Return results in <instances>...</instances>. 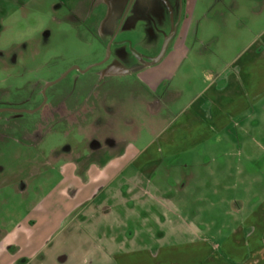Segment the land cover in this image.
<instances>
[{"label":"rangeland","instance_id":"1","mask_svg":"<svg viewBox=\"0 0 264 264\" xmlns=\"http://www.w3.org/2000/svg\"><path fill=\"white\" fill-rule=\"evenodd\" d=\"M109 4L93 0H32L23 3V7L20 3H13L0 11V109L36 111L32 114L0 113V244H4L8 234L18 232L24 224L30 222L28 225L32 227V218H36L33 212L35 207L53 199L60 189L71 185L66 180L69 173L66 163L71 161L76 167L88 165L85 160L95 157L91 154L94 149L91 140L112 138L119 143L124 138L130 139L133 132H138L141 137L139 145L144 146L149 139L146 127L149 115L144 112L148 111L147 107L142 105L148 98L142 93L143 90L138 91L137 81L146 88L155 86L154 90L159 89L160 95L167 94L171 81L179 79L189 68L185 65L172 66L171 58L175 55L170 52L158 64H137V70L121 79L101 77V66L83 72L89 66L102 62L108 51L111 57L125 48L132 54L143 55L144 52L135 49L140 39L145 42L150 37L163 46L182 44L186 38L182 28L192 22L187 11L189 8L193 13L203 11L201 0H128L122 4L125 9L121 17L111 19L114 26L117 22L118 25L109 38V35L102 33L98 24ZM216 5L218 9L213 8L208 13L211 19L194 21L189 41L206 46L215 36L221 47L227 49L231 46L222 53H212L215 58H221V65L244 44L238 40L239 28L233 24V17H230V29H218L212 24L214 17L230 14L229 10ZM87 10L88 15L85 14ZM157 14H161V20ZM132 24L134 27L130 29ZM149 59V55L144 54L142 62H149ZM67 72L62 80L42 93L45 84L57 81ZM193 82L190 80L188 84ZM156 114L161 119L162 116L164 119L170 117L169 113ZM131 120L134 122L130 124ZM138 125L140 130L129 129ZM245 126L248 130L229 135L230 141L204 146L191 155L195 159L201 157L198 164L189 169L182 168L173 175L180 178V185L185 184L182 190L158 194L157 200L164 204L166 198L173 195L180 200L183 198L190 214L193 209L201 207L205 233H199L198 238H213V233L220 226L225 228L224 232H228L232 225L226 226L225 221L230 210L237 217L246 215L253 211L254 205L255 208L260 205L261 196L264 197V113L254 115ZM242 140H246L243 145ZM99 157L111 155L101 154ZM198 165L200 169L196 168ZM230 165L231 169L225 172L224 166ZM216 168L229 176L213 177ZM239 168L250 172L251 176L242 179L240 175L243 172L239 174ZM189 170L191 176H187ZM65 171L67 173L63 174ZM198 173H202V177H197ZM127 174L119 175L112 187L121 186ZM78 176L84 179L83 173H78ZM160 181L161 189L171 186L168 180L162 178ZM198 182L207 184L208 190L198 194ZM141 183L145 189L154 186L146 179H141ZM216 189L217 194L214 193ZM110 197V202H114L124 198L128 200L132 195L124 194L119 189L116 195ZM142 197L141 202L154 201L146 194ZM104 198L105 195L99 194L93 200V207H100ZM241 202L243 208L239 204ZM213 203L217 204L216 208H209V204ZM140 213L139 208L126 209L124 216L119 211L122 216H110L107 220L109 225L99 221L97 226L89 227L92 238L82 232L77 234V240L88 247L92 243L102 244L95 235L97 232L123 231L125 238H128L135 231V240L126 243L127 246L152 247L184 242L192 238L193 229L196 228L190 224L191 215L187 225L179 220H174L172 225H155L149 219L142 220L143 216H138ZM176 229L183 230L184 234L175 233L167 241H154L159 238L156 233H169ZM164 235L168 238V235ZM211 242L216 244L213 239ZM5 249L13 254L17 251L15 246ZM14 261L19 264L22 257L17 256Z\"/></svg>","mask_w":264,"mask_h":264},{"label":"crops","instance_id":"2","mask_svg":"<svg viewBox=\"0 0 264 264\" xmlns=\"http://www.w3.org/2000/svg\"><path fill=\"white\" fill-rule=\"evenodd\" d=\"M28 1L32 0H0V11L13 3H20L23 7V3ZM93 1L104 5L110 3L104 11L105 19L98 23L102 33L110 35L116 26L111 19L119 18L122 4L126 0ZM201 2L202 12L193 13L190 8L187 11L192 22L182 28L183 35L186 36L182 44L169 43L163 46L150 37L145 42L140 39L135 49L144 52L143 55H149V62H142V54H132L125 48L119 50L113 57L110 56L102 67L103 77L109 80L121 79L137 70V64H140L139 66L142 63L143 66L158 64L170 52L175 55L171 58L172 66L189 67L179 79L171 81V89L167 94L160 95L159 89L154 90L155 86L146 88L137 81L138 91L143 90L142 93L144 92L148 98L143 105L141 101L138 102L140 108L142 105L148 109L144 111L149 115L146 126L149 131L147 143L140 146L141 137L138 132H133L130 139H122L117 147L92 149L91 154L95 157H88V161L85 160L88 165L76 167L71 161H67L66 168H69V173L66 180L68 179L71 185L60 189L53 199H48L35 207L33 212L36 218H32L34 220L32 227L28 222L17 230L18 232L8 234L4 244H0V264H15L14 259L17 256L22 257L19 264H264L263 196L260 205L258 204L256 208L254 205L253 211L246 215L237 217L236 213L233 214L230 210L225 222L226 226L232 225V228L224 232L225 228L220 226L211 239L198 238L199 233H205L201 207L193 209L190 214L189 208L183 203V198L180 200L173 195L166 198V204L157 200L158 194L182 190L185 184L180 185V178L173 175L182 168L189 169L198 164L197 161L201 157L196 159L191 157L197 150L207 145L214 146L230 141L229 135L236 132L244 133L248 130L246 122L252 120L254 115L264 113V0L227 2L201 0ZM244 2L248 4L243 5ZM216 4L229 10L230 14L214 17L212 24L218 29L220 27L224 30L230 29L232 26L230 17H233L235 19L233 24L239 28L238 40L244 44L229 60H223L221 65V58H215L212 53L216 51L222 53L231 46L227 49L221 47L218 37L215 36L206 46L189 41L194 21L204 22L211 19L208 13L218 7ZM85 14L88 15V10ZM160 15L157 14V18L161 20ZM160 20L159 23H162ZM132 27L134 24L130 29ZM190 80L194 81L191 85L188 84ZM159 107L164 110L161 111ZM159 112L169 113L170 117L164 119L162 116L161 119L156 114ZM133 122L129 121L130 124ZM132 128L140 130V125L129 129ZM245 143L246 140L241 141V145ZM101 154L111 157H99ZM199 166L196 168L200 169ZM224 168L226 172L231 169V165ZM126 172L130 175L125 176L127 178L121 186L112 187L114 180ZM221 172L220 168H216L212 176L215 178L229 176ZM240 172H243L240 176L244 180L251 176V173L243 171V168H239V174ZM66 173L67 171L63 172ZM78 173H83L84 179L79 178ZM191 175L189 170L187 176ZM202 175L198 173L197 177ZM162 178L168 180L167 184L171 185L165 190L160 187ZM141 179H146L154 186L149 189L143 188ZM198 185L196 187L198 194L209 188V186L206 188L207 184L200 182ZM119 189L132 197L128 200L123 197L124 199L119 201L110 202V196L116 195ZM214 193H218L217 189ZM99 194L105 195V198L100 207H93V200ZM143 194L154 201L141 202L144 199ZM63 199L65 202H61ZM239 204L243 208V203ZM216 205L209 204V208L214 209ZM136 208L141 211L138 216H143L142 220L149 219V222L155 225L157 223L172 225L174 220L184 221L187 225L191 215L190 224L197 229H193L192 238L184 242L152 247L127 246L126 243L135 240L137 235L135 231L133 236L128 238H125L123 231L97 232L95 235L102 244L92 243L88 247L77 240V234L82 232L88 238H92L93 235L90 233L92 230L90 231L89 227L97 226L99 221L107 226L110 216H124L126 209ZM119 211L123 214H119ZM182 231L176 229L169 233L155 232L159 234V238H155L154 241H167L171 239L172 234L183 235ZM164 234L168 235V238ZM212 239L216 244L211 242ZM7 246H15L16 254L8 252L5 249Z\"/></svg>","mask_w":264,"mask_h":264},{"label":"flooded vegetation","instance_id":"3","mask_svg":"<svg viewBox=\"0 0 264 264\" xmlns=\"http://www.w3.org/2000/svg\"><path fill=\"white\" fill-rule=\"evenodd\" d=\"M126 1H128V0H126ZM124 6V5H123ZM122 6V10H121V13H120V16L119 17H121V14H122V12H124V9H125V6L123 7ZM123 19V18H122ZM117 25H118V22H117ZM117 25L115 26V28L117 27ZM120 27V26H119ZM115 28H114V30H115ZM114 30H113V32H114ZM113 32L109 35V38L112 36V34H113ZM113 43V42H112ZM110 58V51H109V56H108V58H107V60L105 61V62H103L102 64H100V65H97V66H101V69L100 70H102V67L106 64V62L108 61V59ZM93 67H96V66H93ZM92 68V67H91ZM89 70V69H88ZM87 70H85V71H83V72H86ZM68 74V72L66 73V75ZM65 75V76H66ZM64 76V77H65ZM100 76L101 77H103L102 76V74H100ZM63 77V78H64ZM62 78V79H63ZM61 79V80H62ZM49 83H51V82H49ZM57 83V82H56ZM48 84V83H47ZM47 84H45L44 85V90H43V94H44V92H45V90L48 88V87H50V86H52V85H50V86H48L47 88H45V86L47 85ZM55 84V83H54ZM3 112H10V113H12L13 115L14 114H20V113H29L30 114V112H27V111H25V110H19V108H16L14 111L13 110H7V111H3ZM3 112H0V113H3ZM36 111H34V112H32V113H35ZM31 113V114H32ZM121 142V141H120ZM120 142L118 143H116L115 142V140L114 139H112V138H107V139H105V140H98V141H96V140H91V147L92 148H95V149H97V150H102V149H104V148H106V147H117L119 144H120Z\"/></svg>","mask_w":264,"mask_h":264},{"label":"water","instance_id":"4","mask_svg":"<svg viewBox=\"0 0 264 264\" xmlns=\"http://www.w3.org/2000/svg\"><path fill=\"white\" fill-rule=\"evenodd\" d=\"M108 56H109V51H108L107 57H106L102 62H99V63H97V64H95V65H91V66H89L86 70L90 69V68L93 67V66H97V65L102 64L103 62H105V61L107 60ZM65 75H66V73L63 74L62 77H60L57 81H55V82H51V83H48V84L45 86V88H47L48 86H50V85H52V84H54V83L60 81ZM7 110H10V109H0V112L7 111ZM13 111H14V110H13ZM27 112L32 113V112H34V111H27Z\"/></svg>","mask_w":264,"mask_h":264}]
</instances>
